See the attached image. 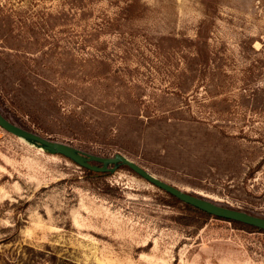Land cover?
<instances>
[{
	"label": "rangeland",
	"instance_id": "rangeland-1",
	"mask_svg": "<svg viewBox=\"0 0 264 264\" xmlns=\"http://www.w3.org/2000/svg\"><path fill=\"white\" fill-rule=\"evenodd\" d=\"M0 111L264 217V0H0ZM163 199L0 131V264H264V235Z\"/></svg>",
	"mask_w": 264,
	"mask_h": 264
},
{
	"label": "water",
	"instance_id": "water-1",
	"mask_svg": "<svg viewBox=\"0 0 264 264\" xmlns=\"http://www.w3.org/2000/svg\"><path fill=\"white\" fill-rule=\"evenodd\" d=\"M0 129L6 133L29 141L42 149L44 152L62 156L79 168L89 170L99 174H112L120 167H127L139 178L151 184L155 188L162 190L179 201L190 205L206 214L244 224L264 231V217L251 215L240 210L222 207L209 200L188 194L178 188L158 179L138 164L134 163L122 154L116 153L110 157H102L84 153L68 144L53 141L40 136L32 131L26 130L9 121L0 111Z\"/></svg>",
	"mask_w": 264,
	"mask_h": 264
},
{
	"label": "trees",
	"instance_id": "trees-1",
	"mask_svg": "<svg viewBox=\"0 0 264 264\" xmlns=\"http://www.w3.org/2000/svg\"><path fill=\"white\" fill-rule=\"evenodd\" d=\"M60 157H62V156H60ZM123 167L126 168L132 174H134L127 167H125V166H123ZM81 170L90 179L97 180L100 177L105 176V174L94 173V172H91V171L86 170V169H82L81 168ZM134 175H136V174H134ZM159 191L164 196V199L162 200L163 203H165L167 206L173 207V208L181 211L182 216L178 217L177 221H178V223H180L182 225H185V226L188 227V226H191L193 224H198V225H200L202 227V226L206 225L210 220H219V221H224V222L229 223L236 230H240V231L246 232L248 234H261V235H264V231H262V230H258L257 228H254V227H251V226H246L244 224H240V223H237V222H232V221L216 218L214 216L206 214L205 212H202V211H200V210H198V209H196V208H194V207H192L190 205H187V204L179 201L175 197L171 196L170 194H168V193H166V192H164L162 190H159ZM51 260L52 261L50 262V264H56L55 263L56 259L54 257H52Z\"/></svg>",
	"mask_w": 264,
	"mask_h": 264
},
{
	"label": "bare ground",
	"instance_id": "bare-ground-1",
	"mask_svg": "<svg viewBox=\"0 0 264 264\" xmlns=\"http://www.w3.org/2000/svg\"><path fill=\"white\" fill-rule=\"evenodd\" d=\"M20 141H22V142H24L25 144H27V145H29V146H35V147H37L36 145H34L33 143H31V142H29V141H26V140H24V139H22V138H18ZM39 148V147H38ZM40 149V148H39ZM40 150H42V149H40Z\"/></svg>",
	"mask_w": 264,
	"mask_h": 264
},
{
	"label": "built area",
	"instance_id": "built-area-1",
	"mask_svg": "<svg viewBox=\"0 0 264 264\" xmlns=\"http://www.w3.org/2000/svg\"><path fill=\"white\" fill-rule=\"evenodd\" d=\"M0 131H2V130L0 129Z\"/></svg>",
	"mask_w": 264,
	"mask_h": 264
}]
</instances>
